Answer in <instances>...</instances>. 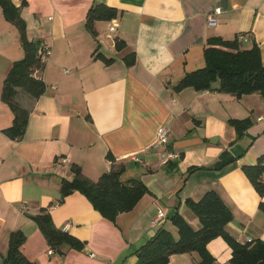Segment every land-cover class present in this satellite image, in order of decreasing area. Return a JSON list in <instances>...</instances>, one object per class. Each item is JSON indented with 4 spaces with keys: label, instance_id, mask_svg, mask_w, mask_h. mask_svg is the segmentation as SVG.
Here are the masks:
<instances>
[{
    "label": "crops",
    "instance_id": "obj_1",
    "mask_svg": "<svg viewBox=\"0 0 264 264\" xmlns=\"http://www.w3.org/2000/svg\"><path fill=\"white\" fill-rule=\"evenodd\" d=\"M12 2L21 7L29 40L40 41L51 55L35 73L47 92L37 100L17 96L30 111L29 122L21 140L11 139L4 130L14 113L2 91L24 50L0 7V262L11 234L20 231L27 238L21 251L33 264H137L136 250L160 229L178 237L172 222L177 213L199 228L186 200L198 201L209 191L231 210L226 229L232 237L242 244L264 241V195L243 169L259 161L264 166V99L174 90L185 74L202 68L212 38L245 35L259 46L264 65V0ZM97 4L118 16L95 22L92 34L86 19ZM111 23L118 24L113 34ZM247 118L251 125L238 138L229 121ZM161 127L169 130V144L154 147ZM166 152L177 158L164 164ZM113 164H124L123 181L140 180L148 189L115 225L79 192L57 204L62 181H71L75 169L97 181ZM219 164L226 165L214 169ZM43 209L58 229L85 243L82 251L64 247L59 254L49 247L32 219ZM159 212L164 219L158 220ZM207 249L215 264L230 263L233 251L223 238ZM168 264H199V257L176 254Z\"/></svg>",
    "mask_w": 264,
    "mask_h": 264
},
{
    "label": "trees",
    "instance_id": "obj_2",
    "mask_svg": "<svg viewBox=\"0 0 264 264\" xmlns=\"http://www.w3.org/2000/svg\"><path fill=\"white\" fill-rule=\"evenodd\" d=\"M0 7L4 18L18 29L24 50V57L13 64L2 91V101L14 113L13 124L5 129L4 133L11 139L21 140L26 133L30 111L23 108L16 99L20 92L34 100L47 92L45 82L35 77L37 71L45 68L39 53L43 47L40 41L29 40L27 24L21 16V7H16L12 0H0ZM117 16L116 9L97 4L89 10L86 26L94 34L95 22L111 20ZM239 37L234 40L210 39L208 43L211 47L204 51L205 66L185 74L174 90L181 92L188 88L196 91L216 89L220 93L231 94L237 98L259 94L264 99V65L260 48L252 39L247 37L246 41H243ZM111 62L112 60L108 61ZM217 83L218 87H215ZM229 123L235 127L238 138H241L251 125L248 118L232 119ZM225 165L219 164L214 169H221ZM243 169L256 191L263 196L264 166L261 161L256 166H245ZM124 172V164H113L109 172L104 173L97 181H92L77 168L71 181H62L61 197L57 204H62L68 196L79 192L104 219L115 225L119 215L133 211L148 192L146 185L140 180L123 181ZM186 205L199 220V228L195 229L177 213L172 222L178 229V237L166 229H160L154 237L136 250L137 264H168L172 255L185 253H197L199 264H215L216 259L207 246L219 237L223 238L233 251L229 264H264V241L242 244L227 231L226 227L233 220V214L217 192L209 191L198 201L187 199ZM261 208L264 210V203H261ZM32 219L52 250L61 254L64 247L77 251L84 249V242L54 225L47 209H43ZM26 240L23 232L12 233L7 256L2 258L0 264H33L21 251Z\"/></svg>",
    "mask_w": 264,
    "mask_h": 264
},
{
    "label": "built area",
    "instance_id": "obj_3",
    "mask_svg": "<svg viewBox=\"0 0 264 264\" xmlns=\"http://www.w3.org/2000/svg\"><path fill=\"white\" fill-rule=\"evenodd\" d=\"M216 13L217 14L220 13V9H217ZM209 22L211 25H215L216 19L214 17H211ZM117 28H118L117 23H111L109 26V32L113 34L114 32L117 31ZM239 39L246 41V36L240 35ZM39 53H40L42 62L46 63V61L51 55V50L49 48H43ZM168 144H169V130L165 127H161L159 128L157 132V139H156V143L154 144V147L168 146ZM175 158H177V155L174 152H166L165 155L163 156V159H164L163 163L167 164L168 162H170L171 160ZM63 162L65 163L66 160H63ZM164 218H165V214L163 212H159L158 220H162Z\"/></svg>",
    "mask_w": 264,
    "mask_h": 264
},
{
    "label": "rangeland",
    "instance_id": "obj_4",
    "mask_svg": "<svg viewBox=\"0 0 264 264\" xmlns=\"http://www.w3.org/2000/svg\"><path fill=\"white\" fill-rule=\"evenodd\" d=\"M205 66V63L203 62V64H202V66L201 67H204ZM200 69V68H199ZM197 70V69H196ZM216 85H218V83L216 84Z\"/></svg>",
    "mask_w": 264,
    "mask_h": 264
}]
</instances>
